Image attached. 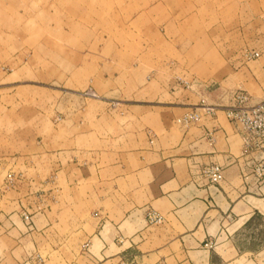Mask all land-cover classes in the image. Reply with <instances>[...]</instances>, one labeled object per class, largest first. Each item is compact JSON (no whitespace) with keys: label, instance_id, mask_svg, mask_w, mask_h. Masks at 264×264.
Here are the masks:
<instances>
[{"label":"rangeland","instance_id":"obj_1","mask_svg":"<svg viewBox=\"0 0 264 264\" xmlns=\"http://www.w3.org/2000/svg\"><path fill=\"white\" fill-rule=\"evenodd\" d=\"M263 99L264 0H0V236L45 215L82 240L118 221L154 110L187 128Z\"/></svg>","mask_w":264,"mask_h":264},{"label":"crops","instance_id":"obj_2","mask_svg":"<svg viewBox=\"0 0 264 264\" xmlns=\"http://www.w3.org/2000/svg\"><path fill=\"white\" fill-rule=\"evenodd\" d=\"M154 111L152 135L118 158V221L76 241L35 216V231L22 222L0 236V264H264V183L252 175L264 151L244 145L224 110L187 128L176 119L191 110ZM211 165L223 169L217 184Z\"/></svg>","mask_w":264,"mask_h":264},{"label":"built area","instance_id":"obj_3","mask_svg":"<svg viewBox=\"0 0 264 264\" xmlns=\"http://www.w3.org/2000/svg\"><path fill=\"white\" fill-rule=\"evenodd\" d=\"M208 114H214V110H207ZM228 117L236 125L240 126L244 145L252 151H264V99L245 110H229ZM200 115L194 114L186 118V123L199 120ZM204 174L213 184L223 179V169L218 165L208 166ZM252 175L258 183H264V160L256 163L252 168Z\"/></svg>","mask_w":264,"mask_h":264}]
</instances>
